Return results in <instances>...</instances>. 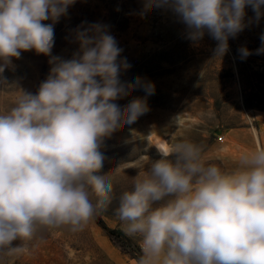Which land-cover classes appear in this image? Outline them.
Wrapping results in <instances>:
<instances>
[{
    "label": "clouds",
    "instance_id": "9594fccd",
    "mask_svg": "<svg viewBox=\"0 0 264 264\" xmlns=\"http://www.w3.org/2000/svg\"><path fill=\"white\" fill-rule=\"evenodd\" d=\"M76 2L0 0V74L29 51L50 65L35 92L19 88L14 106L0 113V255L23 251L44 231H81L107 208L114 184L102 173L104 142L147 113L155 94L145 78L121 79L131 64L108 25L82 24L71 57L52 55L54 25ZM141 4V18L170 13L193 46L210 37L213 57L264 18V0ZM259 39L255 50L237 49L241 61L264 55V33ZM138 89L143 97L118 103ZM159 153L116 209L125 235L139 240L136 264H264V147L242 154L231 170L208 163L188 140Z\"/></svg>",
    "mask_w": 264,
    "mask_h": 264
},
{
    "label": "rangeland",
    "instance_id": "374dc122",
    "mask_svg": "<svg viewBox=\"0 0 264 264\" xmlns=\"http://www.w3.org/2000/svg\"><path fill=\"white\" fill-rule=\"evenodd\" d=\"M141 7V0H77L54 25L52 49V55L70 58L78 47L73 38L79 26L108 25L123 49L122 57L131 64L121 79L132 81L139 76L155 85V94L147 98L150 110L106 139L102 148L106 157L102 173L111 178L114 191L111 203L99 212L109 228L123 233L116 215L119 197L132 189L138 173L143 179L151 161L160 159L157 140L168 151L178 141L199 144L204 159L221 166L219 160L210 158L211 151L226 142V138L218 141L219 135L225 136L231 128L264 125V55H252L245 61L237 55L240 46L251 50L260 46L264 18L230 39L228 54L213 57L216 42L210 37L205 35L193 46L184 37L183 25L170 13L155 10L141 18ZM246 11L249 17L254 15L250 8ZM48 59L34 51L24 52L13 60V67L0 74V113L14 106L19 88L37 90L49 73ZM144 95L138 89L118 103L123 106ZM127 237L132 244L122 249L94 217L78 232L38 233L22 243L23 251L0 255V264H136L141 254L139 240Z\"/></svg>",
    "mask_w": 264,
    "mask_h": 264
},
{
    "label": "crops",
    "instance_id": "0c3cea01",
    "mask_svg": "<svg viewBox=\"0 0 264 264\" xmlns=\"http://www.w3.org/2000/svg\"><path fill=\"white\" fill-rule=\"evenodd\" d=\"M256 131V132H255ZM226 142L210 153L211 160H219L222 168L231 170L240 156L256 148L264 147V125L231 128L225 132Z\"/></svg>",
    "mask_w": 264,
    "mask_h": 264
},
{
    "label": "trees",
    "instance_id": "16d2710c",
    "mask_svg": "<svg viewBox=\"0 0 264 264\" xmlns=\"http://www.w3.org/2000/svg\"><path fill=\"white\" fill-rule=\"evenodd\" d=\"M97 224L106 232V234L116 242L122 249H126L132 244L131 240L121 231L109 228L102 218L100 212L95 216ZM133 258H136L132 256Z\"/></svg>",
    "mask_w": 264,
    "mask_h": 264
},
{
    "label": "bare ground",
    "instance_id": "6f19581e",
    "mask_svg": "<svg viewBox=\"0 0 264 264\" xmlns=\"http://www.w3.org/2000/svg\"><path fill=\"white\" fill-rule=\"evenodd\" d=\"M157 148H158L159 151H162V152H167L168 151L167 146L162 141H158L157 140Z\"/></svg>",
    "mask_w": 264,
    "mask_h": 264
},
{
    "label": "built area",
    "instance_id": "2783aa9c",
    "mask_svg": "<svg viewBox=\"0 0 264 264\" xmlns=\"http://www.w3.org/2000/svg\"><path fill=\"white\" fill-rule=\"evenodd\" d=\"M225 136L222 134V135H219L218 137H217V139H218V141H220V142H223V141H225Z\"/></svg>",
    "mask_w": 264,
    "mask_h": 264
},
{
    "label": "water",
    "instance_id": "95a60500",
    "mask_svg": "<svg viewBox=\"0 0 264 264\" xmlns=\"http://www.w3.org/2000/svg\"><path fill=\"white\" fill-rule=\"evenodd\" d=\"M262 125H263V124H260V125H259V129H262Z\"/></svg>",
    "mask_w": 264,
    "mask_h": 264
}]
</instances>
